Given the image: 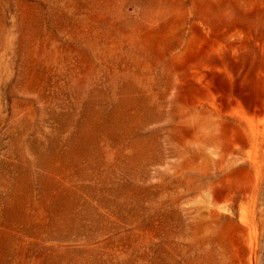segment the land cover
<instances>
[{"label":"rangeland","instance_id":"rangeland-1","mask_svg":"<svg viewBox=\"0 0 264 264\" xmlns=\"http://www.w3.org/2000/svg\"><path fill=\"white\" fill-rule=\"evenodd\" d=\"M0 264H264V0H0Z\"/></svg>","mask_w":264,"mask_h":264}]
</instances>
